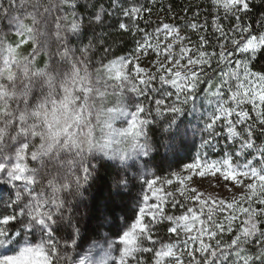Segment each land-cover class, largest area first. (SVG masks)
<instances>
[{
    "label": "snow or ice",
    "instance_id": "snow-or-ice-1",
    "mask_svg": "<svg viewBox=\"0 0 264 264\" xmlns=\"http://www.w3.org/2000/svg\"><path fill=\"white\" fill-rule=\"evenodd\" d=\"M77 3L0 0V21H7L0 26V184L15 191V198L3 201L0 210V247L15 254L0 255V264H264V65L258 69L254 63L264 56V15L258 21L261 30L254 34L252 24L241 22L250 0H211L217 13L212 27L219 37L216 50L209 51L207 22L184 25L198 34L196 42L174 23L161 22L148 32L139 21L144 13L151 15L150 8H120L114 0L112 7L130 20L119 23V29L141 35L130 54L107 63L101 59L95 67L94 49L104 42L72 43L86 26ZM221 9L225 18L231 14L237 21L227 31L220 22ZM105 11L101 6L87 24L103 23ZM105 54L111 55L110 48ZM150 54L155 56V73L141 67ZM157 78L175 91L150 88ZM205 79V98L212 97L208 103L214 107L204 120L203 163L187 168L207 169L225 191L238 186L241 191L229 199L178 187L181 198L167 193L178 215L165 212L166 199L157 197L158 204H149L145 194L139 217L123 231L119 247L109 243L96 261L73 259L61 247V240L76 246L72 234L58 239L54 229L68 218L67 197L78 195L92 175L91 156L83 149L91 153L98 148L121 161L147 156L151 146L142 126L150 123L147 117L153 112L149 90L160 92L154 101L156 115L167 111L178 117L184 105L195 104ZM129 88L135 94L129 98L132 112L121 106ZM117 93L120 103L109 107V95ZM141 96L144 102H137L135 97ZM129 116L127 127L114 126ZM217 151L222 153L217 159L208 155ZM68 154L76 158L64 159ZM145 183L152 190L155 181Z\"/></svg>",
    "mask_w": 264,
    "mask_h": 264
},
{
    "label": "trees",
    "instance_id": "trees-1",
    "mask_svg": "<svg viewBox=\"0 0 264 264\" xmlns=\"http://www.w3.org/2000/svg\"><path fill=\"white\" fill-rule=\"evenodd\" d=\"M113 2L114 0H78L76 5V11L85 18L86 26L79 37L72 38L73 46L78 47L87 44L90 40L93 43L97 40L104 42L98 44L94 49L93 64L95 67H99L97 62L101 59L107 63L109 59L115 56L130 54L135 48V41L141 35L119 29V23H130V20L121 14L119 8L112 7ZM134 5L151 9V15L144 13V19L139 21L140 28L148 32H151L161 22L174 23L181 26L182 32L189 35L193 42H196L198 34L192 33L184 25L191 20L201 25L207 22L205 35L212 44V48L208 50H216L215 45L219 33H216L212 27V20L217 13L213 11L211 0H119L120 8H128ZM101 6L106 10L103 23L88 25V18L93 17ZM195 13L199 15L196 16ZM218 14L226 31L237 23L231 14L225 18L222 9ZM262 15H264V0H250V10L246 15L241 16V22L245 25L252 24L254 34H258L261 30L258 21ZM6 24V20L0 21V26H6ZM5 30H7L6 27ZM105 48H110L111 55L105 54ZM149 59L153 61L155 56L152 55ZM254 63L259 69L261 65H264V56H258ZM151 64L152 62L143 63L141 67L149 68L155 73V65ZM207 71L209 75L215 76L211 69H207ZM213 82L217 83L218 81L214 79ZM150 88H156L160 91L166 88L169 91H175L171 85H162L158 78L153 81ZM200 88L202 91L199 93L195 104L184 105L185 110L178 117L176 114L167 111L162 115H156L154 101L161 98L160 92L153 94L149 90L146 94L149 101H152L148 107L152 108L153 112L151 116L147 117L150 123L143 128L151 151L145 156L141 165L151 176L166 177L183 168L192 161L202 140L206 138L203 132L204 120L207 112L212 111L214 104L208 103L209 99H213L212 97L205 98L208 89L206 79L201 83ZM118 96L120 93L110 94L108 105L113 104ZM134 96L135 94L131 93L130 88L125 89L121 97L123 104L135 109L134 105L129 102V98ZM174 98L173 96L169 99ZM135 99L137 102H144L143 96L135 97ZM165 103H169V100H166ZM141 117L142 119L145 118V114L142 113ZM217 130L225 131L223 128ZM221 143L231 144V141L221 140ZM88 164L92 169V175L86 182L82 183L78 195L67 197L66 208L69 210L65 211V216L68 218L62 222L58 229H54L58 239L61 237L66 239L68 233L72 234L76 246L74 247L70 241L65 246L64 241L61 240V247L66 249L73 259L80 257L85 248L94 240L118 237L124 226L130 221H134L137 195L143 189L140 172L137 170L138 164L121 165L104 159L99 154L92 155ZM121 181H126V183H121ZM0 193L2 197L11 196L15 198L14 189L11 191L8 186L0 189Z\"/></svg>",
    "mask_w": 264,
    "mask_h": 264
},
{
    "label": "rangeland",
    "instance_id": "rangeland-1",
    "mask_svg": "<svg viewBox=\"0 0 264 264\" xmlns=\"http://www.w3.org/2000/svg\"><path fill=\"white\" fill-rule=\"evenodd\" d=\"M152 55L150 54L148 57L144 58L142 63L145 64H149L150 59L149 57H151ZM153 64V63H152ZM151 64V65H152ZM146 66V65H145ZM125 104H122L121 106H124ZM109 107H112L113 104L108 105ZM128 111L132 112L135 111L134 108L129 107V105H127ZM142 118V117H141ZM130 116L127 119H120L116 121V125L117 127H127L128 122H130ZM143 127V126H142ZM141 142H144V137H141ZM238 147V144L236 145ZM201 153V145L199 150L195 153L192 161L190 163H188L187 165H185L183 168H180L178 171L171 173L170 175L166 176V177H154L151 176L150 173H148L146 170H144V167L141 165L142 161L144 160L145 156L140 154V155H132L129 159L125 160V161H121L118 158H111L110 156H105L103 154H99L101 156L104 157V159H108L112 162H116L118 164H129V163H134V164H138V169L140 172V177H141V183H143V189L140 192L139 195H137V199H136V217L134 219V221H130V223L126 224L124 226V228L122 229V231L120 232V234H118V237L115 238H103V239H97L92 241L87 248H85L84 252L82 253V255L80 256L81 258H83L84 256H88L89 259L96 261L99 260L101 257L104 256V252L105 250L108 249V244L109 243H113L114 244V248L115 247H119L120 246V240L119 237L123 234V231H126L128 229V227L131 226V224L135 223L136 219L139 217V207L143 206L142 200H143V195L147 194L149 196V204H158L157 201V197H161L163 199H166L167 202L164 203V209L165 212L167 214H180V212L177 209H172L170 207V203H171V198L167 197V193L171 192L174 195L177 196V198H181L180 194L177 192V188L178 187H182L185 189H191L194 188L196 189L198 192H202L205 194H216L221 198H231V196L233 194H237L241 191V189L238 187H236L235 189H233L231 192L225 191L222 187L219 186L218 182L216 179L213 178L212 173L207 170V169H203V168H193L191 170V172H189L187 166L190 164H196L198 161L200 163H203V157L200 155ZM222 153H220L219 151L217 152H210L208 155L212 158V159H217L219 158V155H221ZM203 173V175L201 174ZM218 175V174H217ZM155 181V183L153 184V188L152 190H149L147 184L145 183V181ZM165 181H171V183H166ZM183 181V183H181ZM4 186V187H2ZM5 186L10 187V190L12 191V186L11 185H4V184H0V189L2 190V188H5ZM6 191L8 192V189H6ZM6 192V193H7ZM155 193V194H153ZM9 197H2V194L0 193V210H3V201L7 200ZM14 199V198H13ZM193 203H198V202H193ZM150 219V217H145L144 218V222L147 223V221ZM155 231L160 232L161 234H163V232L165 231L164 229H155ZM9 249L11 248V246H7ZM15 253L13 251H5V248L0 247V255H14ZM111 255L113 257H118L119 252L112 250L111 251Z\"/></svg>",
    "mask_w": 264,
    "mask_h": 264
},
{
    "label": "clouds",
    "instance_id": "clouds-1",
    "mask_svg": "<svg viewBox=\"0 0 264 264\" xmlns=\"http://www.w3.org/2000/svg\"><path fill=\"white\" fill-rule=\"evenodd\" d=\"M36 91L39 92V89H36ZM107 103L109 104V98H108ZM117 103H120V99H119L118 97H117V98L115 99V101L113 102V106H115V104H117ZM37 119H38V118H37ZM114 126L117 127V125H116V121L114 122ZM98 139H99V137H98ZM83 151H84L85 155H89V156L97 155V154H103V153L101 152V150L98 149V148H94V149L92 150L91 153L88 152V150H87L86 147L83 149ZM103 155H104V154H103ZM75 158H76V157L73 156L72 154H68V155H66V156L64 157V159H75Z\"/></svg>",
    "mask_w": 264,
    "mask_h": 264
}]
</instances>
